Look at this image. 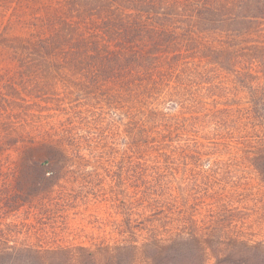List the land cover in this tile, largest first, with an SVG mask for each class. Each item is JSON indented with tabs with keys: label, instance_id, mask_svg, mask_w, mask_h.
I'll return each instance as SVG.
<instances>
[{
	"label": "rangeland",
	"instance_id": "rangeland-1",
	"mask_svg": "<svg viewBox=\"0 0 264 264\" xmlns=\"http://www.w3.org/2000/svg\"><path fill=\"white\" fill-rule=\"evenodd\" d=\"M124 1L0 0V264L38 263L28 249L87 264H264V89L222 48L189 55L176 79L150 65L137 85L108 61L77 63L93 21L135 22ZM139 21L125 27H140L148 62L156 17ZM179 81L201 105L167 125L172 105L156 94Z\"/></svg>",
	"mask_w": 264,
	"mask_h": 264
},
{
	"label": "trees",
	"instance_id": "trees-1",
	"mask_svg": "<svg viewBox=\"0 0 264 264\" xmlns=\"http://www.w3.org/2000/svg\"><path fill=\"white\" fill-rule=\"evenodd\" d=\"M133 1V3L124 1L123 3L126 4L122 6L135 10V14L128 16V19H135V25L141 23L139 19L143 18V14L154 19L156 17V31L154 32L156 35L153 37H156V44L161 42V45H156L153 58L147 62L151 47L147 49L145 45L134 38L138 37L139 33L143 34L140 32V27L133 25L125 27L126 24L134 23H130L126 19L123 20L117 13L115 19L104 20V28L97 26L95 23L97 21H93V33L89 32L88 37L79 36L76 41L78 52L75 54L77 63H79L78 60L94 61L98 64L108 61L114 68L124 71L120 75L130 79L145 76L150 79L155 68L153 66H156V69H165L166 63H168L167 66L172 67L177 74L172 75V78L176 79L180 78L176 68L178 65L187 64L189 55L194 56L198 53L213 51L219 53L220 56V51L217 48H222V51L228 50L233 53V58L228 61L236 69L242 70L245 77L252 76L253 84L258 83L259 89L263 91L264 74L261 75V69H264V0ZM99 24L101 25V23ZM100 38L106 41L103 43ZM113 46L116 47V50L111 51L110 48ZM104 52L107 54L103 55ZM155 59L156 62H152ZM71 60V57L67 59V61ZM156 74L160 76L158 80L166 83L164 81V78L167 77L166 72L156 71ZM132 80L134 79L125 82L137 85ZM156 83H158L157 77ZM184 85L181 84V81L177 82L176 88L171 90L169 96L163 100L157 98L158 94H156L157 101L170 102L171 113L174 111L171 115L164 114L160 119L162 123L169 125L168 120L172 117L179 122L180 115L188 110L192 114L190 119L197 115L195 112H198L197 109L201 104L193 97L188 98L189 92ZM132 92L135 91L131 90L130 93ZM222 111L228 117V114L231 113L229 117L231 119L233 114L240 116L241 110L230 106ZM222 121H216L213 128H224L226 122ZM40 176H42L41 173ZM43 178H46L44 173ZM27 251L29 254L37 255L36 258L39 260L38 263L31 264H87L76 255L62 257L59 251L45 253L34 252L32 249ZM123 261V258L118 257L113 261V264H121ZM92 264H97V262ZM124 264H126L125 261Z\"/></svg>",
	"mask_w": 264,
	"mask_h": 264
}]
</instances>
